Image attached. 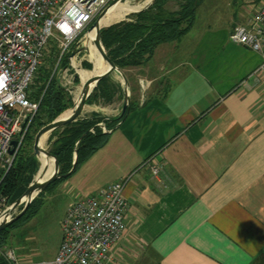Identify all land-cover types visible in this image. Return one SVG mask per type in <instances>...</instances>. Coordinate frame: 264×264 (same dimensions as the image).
Wrapping results in <instances>:
<instances>
[{
  "label": "crops",
  "instance_id": "1",
  "mask_svg": "<svg viewBox=\"0 0 264 264\" xmlns=\"http://www.w3.org/2000/svg\"><path fill=\"white\" fill-rule=\"evenodd\" d=\"M231 30L191 32L186 49L180 41L160 45L143 66L152 92L103 130L106 144L60 183L86 197L128 179L127 231L109 264L264 257L263 56L232 43ZM123 107L102 111L115 120Z\"/></svg>",
  "mask_w": 264,
  "mask_h": 264
},
{
  "label": "built area",
  "instance_id": "2",
  "mask_svg": "<svg viewBox=\"0 0 264 264\" xmlns=\"http://www.w3.org/2000/svg\"><path fill=\"white\" fill-rule=\"evenodd\" d=\"M113 1L0 0V168L4 171L13 166L38 112L39 103L30 99L29 91L51 42L58 43L56 69L63 85L68 86L73 79L70 72L77 69V58L87 46L93 23ZM253 3L254 13L237 25L230 40L260 53L263 61L259 70L264 71V0H253ZM66 57L69 65L62 67ZM151 170L155 176L160 172L157 166ZM127 182V178L122 179L75 202L63 222L58 254L51 261L39 264H109L113 250L127 231L125 218L129 203L124 196ZM7 206L6 199L0 195L1 216ZM0 264L37 263L21 262L14 250L7 249L4 263Z\"/></svg>",
  "mask_w": 264,
  "mask_h": 264
},
{
  "label": "trees",
  "instance_id": "3",
  "mask_svg": "<svg viewBox=\"0 0 264 264\" xmlns=\"http://www.w3.org/2000/svg\"><path fill=\"white\" fill-rule=\"evenodd\" d=\"M172 1L179 2V0H156L148 9L102 30V48L119 69L123 71L143 67L153 58L160 45L181 39L193 28L197 9L203 0H182L181 3L179 2L178 11H169L166 3ZM58 57V43L52 41L44 63L39 68L29 91L30 99L39 103L38 112L26 132L13 166L8 172L1 169L0 195L6 199L9 206L24 195L38 171L39 159L34 152L36 134L74 106L72 97L59 84L55 74ZM68 65L69 57H66L61 66ZM87 79L84 74H81V85L74 92L76 101H80L87 88ZM89 80L91 82L92 79L89 78ZM102 85L103 81H100L94 93ZM112 99L109 97L108 100ZM135 109V105L129 106L124 115L114 120L111 128L122 123L127 114ZM98 123V120L82 119L69 125L51 145V155L61 165L63 175L72 170L75 155H77L76 170L106 144L109 134L99 129ZM92 129L94 132L91 131ZM57 132L55 131L52 136ZM45 157L54 172L55 159L48 157L47 153ZM64 180L65 178H62L60 183ZM34 205V203L31 205L23 220H31L37 215L40 208H34ZM8 232L9 229L0 232V246L6 243ZM0 263H4L3 258Z\"/></svg>",
  "mask_w": 264,
  "mask_h": 264
},
{
  "label": "rangeland",
  "instance_id": "4",
  "mask_svg": "<svg viewBox=\"0 0 264 264\" xmlns=\"http://www.w3.org/2000/svg\"><path fill=\"white\" fill-rule=\"evenodd\" d=\"M143 2L144 0H122L120 3L124 4V11L127 8L128 3L132 5H140ZM179 2L181 3L182 0H179ZM179 2H167L166 8L169 11H178L180 8ZM254 11L255 9L253 0H248L247 2L241 0H203V2L197 9L196 21L194 24L195 26L191 31H189L177 41H180L183 49H186L185 47L186 45H188V42L190 41L189 39L191 37H194L190 35L191 32L201 34L203 33V30L208 27L227 31H229L231 28L232 32L237 27V25L242 24L240 23L241 18H249L254 13ZM136 13L139 12L128 15L122 21L128 20ZM77 63L79 64L81 69H84L82 70L84 73L86 72V70H93V65L90 62L89 54L86 51L78 56ZM99 65V75H103V78L101 80L103 81L102 87L96 93L91 95L89 101L85 106V112H83L74 121L56 130L58 131L56 135L50 136L47 142L46 152L52 154L50 151L51 145H53V143L60 137L61 133L69 125L75 124L82 119L98 120L99 123L97 126L99 127V129H101L102 131L105 129L108 131L110 130L114 119L109 117H113V115L108 117L107 113L105 111H102V109L109 111L111 108L119 107L120 110L122 106H124L127 102L125 92L126 86L121 76L116 72L109 71V66L104 61H99ZM123 71L127 78V84L130 89L129 106H134L137 98L140 99L142 96L146 97L149 93L152 92V87L148 84L146 79L148 76V68L142 67L140 69H128ZM58 73L59 69H57V71L55 72L59 84L68 91V93L72 97L73 104H75L76 100L74 99V92L81 85V76L77 72V69H75L74 71L70 72L71 77L73 76V79H71V84H69L68 86H64V83H62L63 80L60 78V75ZM109 97L113 99L109 101ZM90 108H99L100 110H98L99 112L88 113L87 111H89ZM44 128H42L36 134L35 142L38 134ZM91 131L94 132V129H92ZM41 168L42 163L39 161L38 171L35 176L39 173ZM1 172L2 171L0 168V176ZM57 175H63L60 164H58ZM60 180L61 179L55 181L49 188H47L44 193H42L34 200V208L38 207V209L40 208V210L33 219L23 220V217L28 213L31 207L30 206L23 217L12 224L14 226L11 225L7 228L9 229L6 239L7 241L5 244L0 246V260L2 258L4 259V254L7 249L14 250L18 260L21 262L31 261L39 264L52 260L56 257L63 240V222L69 204L82 200V198L85 199L88 197H78L75 194L69 192L68 187H60ZM2 210L4 211V209ZM21 210L22 207L18 208L13 214L12 218L18 215ZM256 264H264V257L261 258Z\"/></svg>",
  "mask_w": 264,
  "mask_h": 264
},
{
  "label": "water",
  "instance_id": "5",
  "mask_svg": "<svg viewBox=\"0 0 264 264\" xmlns=\"http://www.w3.org/2000/svg\"><path fill=\"white\" fill-rule=\"evenodd\" d=\"M121 1L122 0H114L111 3V5L99 16V18L96 20V22L92 25L90 31H93V30L95 31V38L93 41L94 48H95V50H97L100 53L103 61L109 66V71H113V72L118 73L125 83V86H126L125 92H126L127 102L125 103V105L123 107V111H122V115H124L129 109V100H130L129 99L130 98V95H129L130 89H129V86L127 84V78L125 76V73L121 69H119L109 59V57L107 56V53L102 48L101 32H102L103 28L99 27L100 21L107 15V13L111 10V8H113L115 5L119 4ZM155 1L156 0H152V2L149 5H147L145 8H143L137 12H141L143 10L148 9L149 7H151L155 3ZM80 51H86L89 54V56H91L90 47L86 46V47L82 48ZM78 52H79L78 50L74 51L71 54L70 59H72ZM90 62L93 65V61L90 60ZM93 67H94V65H93ZM102 78H103V75H98V76L94 77L91 80V82L89 83V85L87 86V88L85 89L80 101L78 103H75L71 109L64 112L54 122H52L51 124L46 126L38 134V136L36 138V142L34 144V152H35L36 157L39 159V161H40L39 156L42 152L39 146H40V142H41L42 138L47 134L52 135L56 130H58L59 128L63 127L64 125L74 121L78 116H80L82 114V111H83L84 107L86 106L89 98L91 97V95L96 90V88H97L98 84L100 83V81L102 80ZM69 111L71 112V114L68 117L63 118L62 116L65 115ZM13 144L16 145V142H14ZM46 153H47L48 157H53L49 152H46ZM54 159H55V171H54L53 175L43 183H40V184H37L34 186H32V184H33L32 183L30 185V187L26 190L24 195L22 197H20L16 202H14L12 205H10L6 209V211L3 213V215L0 218V232L6 230L13 223H15L20 218H22L23 215L27 212V210L31 206V204L34 202V200L37 197H39L42 193H44L47 190V188L50 187V185H52L58 179L69 177L74 172L76 165H77V155H75V161H74V165H73L72 170L68 174H65L62 176L57 175L59 162L57 161L56 158H54ZM20 207H22V210L20 211V213L18 215H16L14 218H12L15 211Z\"/></svg>",
  "mask_w": 264,
  "mask_h": 264
},
{
  "label": "bare ground",
  "instance_id": "6",
  "mask_svg": "<svg viewBox=\"0 0 264 264\" xmlns=\"http://www.w3.org/2000/svg\"><path fill=\"white\" fill-rule=\"evenodd\" d=\"M151 2H152V0H144V2L140 5H132V4L128 3V6L124 11H123L124 4L119 3V4L115 5L113 8H111V10L107 13V15L100 21L99 27L105 29L111 25H114V24L122 21L123 19H125L128 15L145 8ZM94 38H95V31L93 30L89 33L88 42H87V47H90V51H91V56H89V57H90V60L93 61V65H94L93 70H92L93 78L100 74L99 73V68H100L99 61H101V60L103 61L100 53L97 50H95V48H94V45H93ZM76 67H77V72L79 73L80 76H81V74H84L83 71H80L81 68L77 62H76ZM81 70H84V69H81ZM89 83H90V81L88 78L87 86L89 85ZM78 102L79 101H76V103H78ZM85 111H86V108L84 107L82 113ZM70 114H71V112L69 111L65 115H63L62 117L63 118L68 117ZM50 136H51L50 134L45 135L40 142L39 147H40L42 152H41L39 158H40V161L42 163V168L40 169L39 173L35 176L32 186L45 182L54 173L52 168H51V165L49 164V162L47 161V159L45 157L47 142H48Z\"/></svg>",
  "mask_w": 264,
  "mask_h": 264
}]
</instances>
